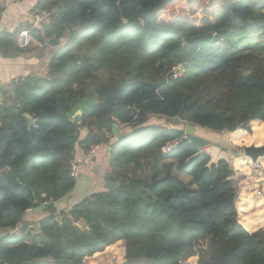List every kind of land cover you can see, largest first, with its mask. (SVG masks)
Instances as JSON below:
<instances>
[{
	"label": "trees",
	"instance_id": "trees-1",
	"mask_svg": "<svg viewBox=\"0 0 264 264\" xmlns=\"http://www.w3.org/2000/svg\"><path fill=\"white\" fill-rule=\"evenodd\" d=\"M176 2L36 0L51 23L23 29L41 45L67 43L50 49L45 78L16 81L17 104L0 102V262L180 264L197 252L196 264H264V157L212 162L183 130L148 124L177 120L231 134L237 149L264 146V0H186L174 13ZM21 31L0 34L1 57L28 51ZM177 64L184 74L172 79ZM91 146L107 147L116 187L57 212L75 187L76 147ZM41 206L40 241L13 240Z\"/></svg>",
	"mask_w": 264,
	"mask_h": 264
},
{
	"label": "crops",
	"instance_id": "crops-1",
	"mask_svg": "<svg viewBox=\"0 0 264 264\" xmlns=\"http://www.w3.org/2000/svg\"><path fill=\"white\" fill-rule=\"evenodd\" d=\"M35 5L36 0H24L21 2L14 1L10 5L4 6L3 0H0V8L2 7L3 9L0 17V27L3 31L0 34L14 33L19 28L24 30L23 28L26 25H31V27H33L32 15L35 11ZM26 49H28V51L13 58H3L0 56V102L4 98H13L14 94L11 95L10 89H14V84L18 79L30 75L45 78L47 75L50 49H44L43 45L37 43L32 38H29V44ZM88 104L89 102L87 100L81 101L71 113V121L72 117L75 115H79L81 117ZM153 118L155 117L148 120V124L172 128L171 126H165L163 123H159V121L157 124L149 123ZM162 119L165 120L164 118ZM85 134L86 131L84 129L81 130L80 138L82 139ZM213 134H217L218 136L212 138ZM191 136L207 142V145L201 149L211 156L212 162L225 160L230 165L236 163L237 153L233 151L236 149L232 142L233 135L223 132L213 133L205 131V133L202 134L189 135V137ZM210 138H212V140L209 142L207 139ZM83 153L84 152L79 147H76L74 160L79 161ZM108 171V149L106 146H99L94 163L91 165L80 166L73 190L67 196L53 204L57 212H67L72 206L86 197L95 193L105 192L107 190L105 176L108 175ZM44 217H46V214L43 212V206L27 210L23 216L24 222L27 223V228L23 233L24 238L21 237L19 232L15 231L12 234L13 240L18 241L22 239L28 244L32 242H39V232L35 231L34 227L38 224V221ZM50 263L51 261L49 260L44 261L41 264Z\"/></svg>",
	"mask_w": 264,
	"mask_h": 264
},
{
	"label": "built area",
	"instance_id": "built-area-1",
	"mask_svg": "<svg viewBox=\"0 0 264 264\" xmlns=\"http://www.w3.org/2000/svg\"><path fill=\"white\" fill-rule=\"evenodd\" d=\"M13 2V0H3V5L8 6ZM33 27H40V26H48L51 23L50 13L47 11H37L35 10L33 15ZM29 35L28 32L23 30L18 35V46L22 49H25L29 44ZM264 41V39H263ZM184 74V65L183 64H177L175 65L171 72L170 77L172 79H178ZM176 146V143L169 144L166 147V151H170L172 148ZM97 146H91L86 152L83 153L81 159L79 161L73 160L71 163V169L70 174L71 176L76 179L79 173V168L81 165H91L95 161V156L97 153ZM180 264H195L193 261L191 262H185Z\"/></svg>",
	"mask_w": 264,
	"mask_h": 264
},
{
	"label": "water",
	"instance_id": "water-1",
	"mask_svg": "<svg viewBox=\"0 0 264 264\" xmlns=\"http://www.w3.org/2000/svg\"><path fill=\"white\" fill-rule=\"evenodd\" d=\"M3 31V29L0 27V33ZM67 43V41L65 39H56V38H51L49 40H47L44 44H43V48L44 49H53V48H58V47H63L65 44ZM10 93L11 95L14 94V89L11 88L10 89ZM12 101L17 104V101L15 98H12ZM81 117L79 115H75L74 117H72V121L75 123H79L80 122ZM113 135L114 136H118L119 135V131L117 130L116 126H113ZM189 142L191 144H193L195 147L197 148H203L207 145L206 141H203L197 137L191 136L189 138ZM244 157L251 159L252 161L256 162L258 159L264 157V146L262 147H248L245 148L244 150ZM231 172V170L229 171ZM108 179V175L105 176V180H106V189H112L116 187L115 183H112L110 181L107 180ZM230 182L232 183L233 187L236 189L235 186V180L233 178L230 179ZM35 231L39 232V225L36 224L34 227ZM84 230L89 231V227H85ZM82 232V230L80 228L76 229V233L80 234ZM0 264H4L2 262H0ZM25 264H36V261H32V262H26Z\"/></svg>",
	"mask_w": 264,
	"mask_h": 264
},
{
	"label": "rangeland",
	"instance_id": "rangeland-1",
	"mask_svg": "<svg viewBox=\"0 0 264 264\" xmlns=\"http://www.w3.org/2000/svg\"><path fill=\"white\" fill-rule=\"evenodd\" d=\"M185 7H186V0H179V2L171 4L168 7V9L171 10L172 12L176 13L177 11H179L180 9L185 8ZM153 119L149 123H156L157 124L159 121V123H163L165 126H171V127L183 130L185 132L186 136H189L191 134H194V135L202 134V133H205V131H208V130L200 128V127L192 126L188 123H183V122L180 123L177 120H166V119L163 120L162 118H157L159 120H157L156 118H153ZM217 136H218L217 134H213L212 138L217 137ZM212 138L207 139V140L210 142L212 140ZM233 151L237 153V159L238 160L241 158H245L243 149H237L236 148ZM237 159H236V161H237ZM246 159H248V158H246ZM200 250L204 251V248L199 249V251ZM198 258H199V254L197 252H192L189 254L188 257L183 258L182 263L193 261L196 264L198 261ZM131 264H152V263L149 261H145V260L140 259V260H136L134 262H131Z\"/></svg>",
	"mask_w": 264,
	"mask_h": 264
}]
</instances>
